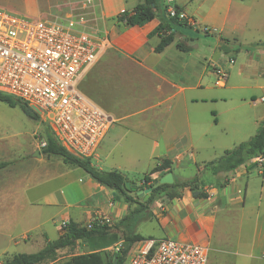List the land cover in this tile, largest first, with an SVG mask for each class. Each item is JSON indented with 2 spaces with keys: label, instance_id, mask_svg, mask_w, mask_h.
Listing matches in <instances>:
<instances>
[{
  "label": "crops",
  "instance_id": "obj_1",
  "mask_svg": "<svg viewBox=\"0 0 264 264\" xmlns=\"http://www.w3.org/2000/svg\"><path fill=\"white\" fill-rule=\"evenodd\" d=\"M24 1L22 13L41 19H53L71 2ZM143 1L96 0L94 24L106 44L79 81L82 92H98L93 96L94 103L115 118L91 165L103 172H119L137 190L146 189L141 187L142 178L163 160L171 163L173 182L192 178L196 167L200 170L230 149L226 146L228 133L240 132L243 123L239 110L246 99L249 97L253 106L264 103L259 101L264 97V50H240L228 55L218 50L220 39L234 41L235 45L264 44V0H174L194 26L172 31L173 41L160 53L154 51L160 38L152 34L160 23V13L140 27H125L114 21ZM204 32L209 38L202 37ZM178 42L191 50H178ZM216 71L224 72L226 80L222 86L213 87L210 78ZM118 92L126 93L125 101H116L113 94ZM35 150L37 147L31 154ZM6 155L8 151L0 144V163H8L0 170V211L6 213L0 219L1 246L36 244L38 251L46 241L60 236L61 223H117L132 208L121 199H113V193L86 172L73 175L77 167L64 164L60 157L40 154V158L30 159L44 166L38 168L32 163L14 171L11 166L15 163ZM26 159L21 163L29 161L27 155ZM149 165V170L141 172ZM249 167L241 166L215 179L200 176L206 199L193 198L185 189L178 190L176 198L155 201L150 207L152 218L141 222L152 224L151 232L140 234L139 223L134 234L142 239L170 238L204 245L208 248V264H263L264 254L258 259L253 252L264 249V179L255 194L252 184L258 179L249 178ZM262 170L259 175L264 174ZM133 173L142 174L134 179ZM149 177L158 180L162 173ZM57 180L61 184L55 190L42 191L43 186ZM219 214L231 216L232 223H237L238 246L234 251L219 248L223 231ZM242 237H250V243L246 240L240 244ZM89 243H82L84 251L80 254L99 251L90 249ZM12 256H4L2 261Z\"/></svg>",
  "mask_w": 264,
  "mask_h": 264
},
{
  "label": "built area",
  "instance_id": "obj_2",
  "mask_svg": "<svg viewBox=\"0 0 264 264\" xmlns=\"http://www.w3.org/2000/svg\"><path fill=\"white\" fill-rule=\"evenodd\" d=\"M162 1L170 18L194 26L174 0ZM96 8V0H71L69 8L53 19L0 9V93L36 109L59 145L81 159L95 155L115 123L79 88L83 73L106 44L94 24ZM225 80V73L217 71L216 85ZM259 101L264 102V97ZM40 146L44 148L45 141ZM253 163L264 169V153L247 165ZM122 264H208V248L170 238H146L133 245Z\"/></svg>",
  "mask_w": 264,
  "mask_h": 264
},
{
  "label": "trees",
  "instance_id": "obj_3",
  "mask_svg": "<svg viewBox=\"0 0 264 264\" xmlns=\"http://www.w3.org/2000/svg\"><path fill=\"white\" fill-rule=\"evenodd\" d=\"M160 13V23L152 31V34H157L160 38L159 43L154 48L155 53H160L166 46H168L174 39L176 28H186L185 24L177 22L170 18L165 13V7L162 6L161 0H144L129 10H125L116 16L117 23L125 27L143 26L152 21L154 17ZM202 37L209 38L207 34L203 33ZM234 41L230 42L227 39H220L218 50L224 55L230 52H238L240 50H254L263 49L264 44L252 45H235ZM177 49L182 52H189L190 46L178 42ZM0 102L6 104L9 108H19L25 117L33 121H40V117L31 108L21 101L14 99L6 94L0 93ZM47 126V125H46ZM45 135V147L40 149V154L46 157L56 156L60 157L64 164L74 166L86 172L92 180L98 183L101 187L114 193L113 199H121L125 204L129 205L130 210L114 225L106 222L100 223L95 220L90 223V227L79 226L75 223H66L62 227L60 236L52 241H46L44 246L34 253H20L5 259L0 264H53L55 261V254L58 251L72 247L75 242L82 243L91 240L94 236L104 235L111 229H122L126 235L124 237L125 247L119 252L113 253L110 258L105 259L99 251L75 254L69 257L62 264H122L133 245L142 238L134 234V229L141 223L152 218L150 211L151 205L159 200H171L177 197L178 190H189L193 198L206 199L207 193L202 189L199 183V178L206 175L210 178H217L219 175H228L241 166L247 165L250 160L264 153V123L258 127L256 133L245 142H241L231 149H226L222 154L205 163L199 170L196 167V173L192 178L184 182L174 181L172 184L159 185L152 189L146 201L142 198L129 194L133 193L131 189L125 188L127 180L116 171L103 172L91 165L90 159L77 158L70 154L63 147L59 145L56 138L50 131ZM8 163H0V170L5 168ZM255 164L249 165L254 166ZM161 172L162 176L171 172V163L168 160H163L160 164L154 166L149 175ZM149 175L142 178V186L144 188L150 187L156 179H151ZM114 258L116 262L113 263Z\"/></svg>",
  "mask_w": 264,
  "mask_h": 264
},
{
  "label": "rangeland",
  "instance_id": "obj_4",
  "mask_svg": "<svg viewBox=\"0 0 264 264\" xmlns=\"http://www.w3.org/2000/svg\"><path fill=\"white\" fill-rule=\"evenodd\" d=\"M24 7H25L24 0H0V9L10 12L12 14L25 15L22 13L24 10ZM63 13L64 11L60 13L59 15H62ZM110 21L111 20H109L108 22ZM209 41H211V39ZM249 51L251 53L252 50H249ZM243 52H246V51L242 50L241 53ZM215 73H216L215 74L216 78L215 77L213 79L210 78V82L213 87H216L215 84H216V79H217V71ZM254 81L255 80L250 81L249 84L253 85ZM82 93L89 100H92L93 103L95 102L93 99L94 98L93 96H96L98 94V92H95V91H94V94L92 93V95H89L84 92ZM118 93L119 95L113 94L116 101L118 102L125 101L127 97L126 93H122V94L120 92ZM108 94L110 93L107 92L106 95ZM239 114H240L239 119L243 123L241 125L240 132L230 131L231 133L230 134L228 133L229 131H227V133L229 134V137L233 136L231 137V141L228 137V144L226 145L227 148H230V149L235 147L239 143L245 142L249 138H251L255 134L257 128L261 125V123H264V103L258 102L256 105L253 106L251 105V102L248 97V99H246L245 106H243V108L239 110ZM220 120H222V117H220ZM217 129L220 131L222 129V124L218 126ZM48 132L49 130L47 126L43 123L41 119L40 121L30 120L23 115V113L20 111L19 108H9L6 104L0 102V144L4 145L5 150L8 151V155H6V158H9L8 160L10 161L13 160L12 164L15 163V166H11V168L14 171H18L20 170V167H24L25 165L29 166L32 163H34L32 164L33 166L38 167V168L41 166H44V165H39V164L36 165L35 161L31 160L30 158L32 157L33 153L31 154V151L34 147H37V150L42 149V147L40 146V143L44 141L45 135ZM235 132L236 134H234ZM222 152L220 153V155L222 154ZM26 155L28 156L29 161L27 163H21V161L26 162L27 160ZM220 155H218V157ZM93 158L94 156L90 159V162L91 164L94 165L95 160ZM150 166L151 165H149V167H144L145 169H140L141 172H144V170H149ZM73 169H75L74 170L75 173L73 175L80 176V175H83L84 173V171L79 168H73ZM248 169H250L249 178L252 179L253 181L254 179H258V180H255L252 184L253 192L257 194L259 192L261 183L264 179V174L259 175L258 173L263 172V170L262 168L255 167V166H251ZM141 174L142 173H133L131 176L132 178L137 179L141 177ZM60 184L61 182L57 180V181L51 182L43 186L41 189L42 191L55 190L57 186L58 187L60 186ZM130 195L134 197L135 193L133 192ZM254 199L256 200L255 195H254ZM5 215H6L5 211H0L1 220L5 218ZM219 219H222V223H223V231H222V237L220 239L219 248L225 251H229V252L234 251V249H236V245L238 246V243H237L238 231L236 228L237 223H234V222L232 223L231 216L227 217L225 214H219L218 220ZM114 224L115 223H112L110 225L112 226ZM244 225L249 227L247 223ZM137 230H139L140 234L145 235L147 234V232H151L152 224L150 223L141 224L137 226ZM125 235L126 233L122 229H116V230L111 229L110 231H107L104 235L94 236L93 238H91V240H89L90 241L89 247L90 249H99V252L101 253V255H103L105 259H108L113 253H117L122 248L125 247V242H124ZM246 240L247 242L250 243V237H242V239L240 240V244H244L243 242H246ZM112 244H116V245L112 246ZM82 245L83 244L81 241H77L74 243L72 247L58 251L55 254V261H53L52 263L62 264L64 261L69 259V257H71L72 255L83 252L84 249L81 248ZM37 248L38 247L36 246V244L24 245L20 243L19 246H14L13 244H4L2 246L0 245V262H2L4 256H11L14 254L25 253V252L32 253V252H35ZM253 254L257 256L258 259H260L262 258V255L264 254V249L257 248V250L253 252Z\"/></svg>",
  "mask_w": 264,
  "mask_h": 264
},
{
  "label": "water",
  "instance_id": "obj_5",
  "mask_svg": "<svg viewBox=\"0 0 264 264\" xmlns=\"http://www.w3.org/2000/svg\"><path fill=\"white\" fill-rule=\"evenodd\" d=\"M35 113H38V111L36 109H32ZM33 158H40L41 155L39 153V150H35L32 154ZM173 183V177H172V173L169 172L165 175H163L162 177H160L157 181H155L150 187L146 188V189H142V190H137L136 187L133 184H130L128 182H125V188L126 189H131L136 196L142 198V201H146L147 198L149 197L152 189L158 187L159 185H163V184H167L170 185ZM114 195V193H113ZM116 262V258H114L113 263Z\"/></svg>",
  "mask_w": 264,
  "mask_h": 264
}]
</instances>
